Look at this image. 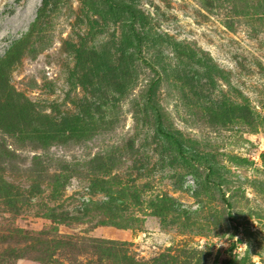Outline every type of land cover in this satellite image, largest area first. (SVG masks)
Wrapping results in <instances>:
<instances>
[{"label":"rangeland","instance_id":"rangeland-1","mask_svg":"<svg viewBox=\"0 0 264 264\" xmlns=\"http://www.w3.org/2000/svg\"><path fill=\"white\" fill-rule=\"evenodd\" d=\"M26 35L8 82L74 135L0 157L25 195L0 199V264H264V0H0V57ZM38 153L67 166L56 199L27 194Z\"/></svg>","mask_w":264,"mask_h":264},{"label":"trees","instance_id":"trees-1","mask_svg":"<svg viewBox=\"0 0 264 264\" xmlns=\"http://www.w3.org/2000/svg\"><path fill=\"white\" fill-rule=\"evenodd\" d=\"M45 2L46 0H42L43 5ZM108 7L111 11L120 10L126 14L128 13L127 17L124 16L125 26L128 30L126 36L130 40L136 38L134 41L138 42V30H136L132 25L133 22L135 23L136 20L138 21V18H136L135 14L132 12L130 5L123 2H120V5L109 2ZM40 10L41 9H39V11ZM113 16L119 18V15L114 14ZM122 22L124 23V21ZM34 26H36V24L33 25V27ZM27 39L28 35L15 43L3 57H0V109L9 106L11 112L10 118L8 120H0V134L3 136L0 139V157H18L17 150L22 147H29L33 151L39 149L44 153V151L54 140L63 138L64 136L67 137L74 135L73 129L70 128L65 130L62 126H59L60 123L51 121L45 114L35 110L31 106L30 102L22 94L16 92L12 85L8 82L7 72L11 65L18 61ZM137 42H135V44H137ZM4 136L10 139L11 143L9 145H13L16 148H11V146H9L8 149L10 148L11 150H8L3 142ZM165 137L170 136L166 135ZM168 141L169 143L171 142L170 139ZM43 153L33 154L30 158L29 166L24 169L25 172H27V178L29 179L27 194L34 195L41 192L40 183H44V185H46L49 189V195L53 199H56L62 189L65 187L66 180L70 176L67 173V166L65 164H60V161H56L57 163L53 164L55 166H52L53 168H51L50 165H52V161L54 162L56 159L53 160L51 157ZM3 168L4 167L0 166V173L3 171ZM49 168L52 169L51 172H49ZM94 170L95 168H90L88 170L90 173L89 182L91 183V187H89V189L91 191L93 190L94 185H98L99 182H105L103 178L109 171L107 167L102 166L96 169V173L93 172ZM97 172H99V174H97ZM106 189L107 188H105L103 191L107 196H110L108 190ZM21 198L25 199V195H23L22 191H19L18 189H12L11 184L7 182H0V199L5 205H7L8 211L16 213L19 209V206L16 205V202H18ZM164 199L165 198L161 197L159 198V201L162 202ZM23 203L24 205L27 204L24 201ZM107 205L108 204H103L97 205L95 207L97 210H99ZM102 211L104 210L102 209ZM158 211H164V208H155V210H153V214L157 213ZM52 212L53 209L50 208L44 214L47 215L48 218L52 219L54 218ZM105 217L108 218V216ZM99 224H105V220H100ZM233 228L235 229L236 227L233 226ZM31 240L35 245L30 248L33 249L37 245L41 247L40 249L38 248L39 251L46 250L47 243L49 242L55 244L56 247L61 246V244H67L60 239H53L48 242L39 236H35ZM92 243L93 244L90 246L91 248H100L101 251H105L106 246L111 242L97 241L92 239ZM221 263L231 264L229 259H224Z\"/></svg>","mask_w":264,"mask_h":264}]
</instances>
